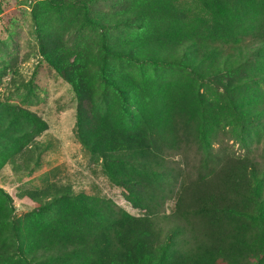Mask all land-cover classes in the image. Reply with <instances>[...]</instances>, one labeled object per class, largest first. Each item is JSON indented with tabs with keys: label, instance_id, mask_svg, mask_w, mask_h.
<instances>
[{
	"label": "trees",
	"instance_id": "trees-1",
	"mask_svg": "<svg viewBox=\"0 0 264 264\" xmlns=\"http://www.w3.org/2000/svg\"><path fill=\"white\" fill-rule=\"evenodd\" d=\"M140 9L136 16L149 27V38L142 46L134 40L124 46L119 55L126 58L174 64L173 49L185 43L201 52L192 60L202 72L219 73L226 64L222 69L215 62H229L248 44L264 53V0H153ZM254 68L248 74L264 76L263 61ZM248 78L233 84L227 105L241 117H264V93ZM139 83L133 87L140 95L137 116L129 126L94 109L84 112L73 86L79 141L111 164L109 176L144 213L78 193L58 199L47 218L44 204L8 223L0 203V257L14 250L27 264H264V159L250 156L247 146L242 155L226 146L212 151L214 113L171 100L148 77ZM22 116L45 126L31 113ZM193 147L201 151L188 160L185 152ZM174 154L184 165L172 161ZM6 159L0 154V165Z\"/></svg>",
	"mask_w": 264,
	"mask_h": 264
},
{
	"label": "rangeland",
	"instance_id": "rangeland-1",
	"mask_svg": "<svg viewBox=\"0 0 264 264\" xmlns=\"http://www.w3.org/2000/svg\"><path fill=\"white\" fill-rule=\"evenodd\" d=\"M148 1L153 0H0V154L7 156L0 165V203L6 222L44 204L50 208L43 212L47 218L58 199L78 193L108 199L132 215L144 213L128 200L125 185L109 176L111 164L79 141L73 83L84 112L94 109L129 126L140 97L133 87L148 77L171 100L215 114L212 151L226 146L242 155L247 146L250 156L264 159V117H241L227 105L233 84L248 76L264 93V76L248 74L264 62V53L248 44L227 63L220 57L215 63L227 69L219 73L210 67L201 71L192 57L203 56L191 44L173 49L174 64L119 55L130 41L147 42L149 27L136 13ZM24 112L43 121L44 128L24 120ZM200 151L193 147L185 156L191 160ZM182 158L171 156L184 165ZM171 206L167 202L165 211ZM11 233L8 226L6 237ZM0 264L27 263L10 250Z\"/></svg>",
	"mask_w": 264,
	"mask_h": 264
}]
</instances>
